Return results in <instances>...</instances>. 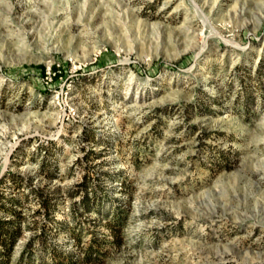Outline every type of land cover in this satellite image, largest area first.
I'll return each mask as SVG.
<instances>
[{
    "label": "rangeland",
    "instance_id": "374dc122",
    "mask_svg": "<svg viewBox=\"0 0 264 264\" xmlns=\"http://www.w3.org/2000/svg\"><path fill=\"white\" fill-rule=\"evenodd\" d=\"M1 196L6 264L82 260L105 212L81 264H264V0H0Z\"/></svg>",
    "mask_w": 264,
    "mask_h": 264
},
{
    "label": "trees",
    "instance_id": "16d2710c",
    "mask_svg": "<svg viewBox=\"0 0 264 264\" xmlns=\"http://www.w3.org/2000/svg\"><path fill=\"white\" fill-rule=\"evenodd\" d=\"M85 185V182L81 184L82 187H84ZM31 191L35 193L36 198L38 199V202L40 204V208L36 211V213L44 214V216H46L42 220L43 222L41 223V225L37 224V222L39 221L36 222L38 228L41 226V234L39 235V239H41L43 243H46L49 242L48 233L53 232V230H61V228L63 227V222L57 221L54 218L56 211L59 209V203L56 200V196L54 194H47L44 189L34 188ZM2 197L3 196L0 197V210L10 216L8 220L0 218V261L6 264L9 262L12 255L15 240L23 232V226L21 223L24 220V215L22 214V208H20L22 206V203L18 198L5 199ZM86 205L87 208L88 204L86 203ZM72 210L76 211L77 208L75 206H72ZM110 216L111 213L105 212L104 214H102L101 218L106 219L104 226L107 228L108 234L113 236L114 239L112 241L101 238L99 239L97 235L104 234L105 232H101L99 230L93 231L96 237L93 238L94 243L85 250L86 253L82 258L83 261L92 260L93 254L99 251L100 247H104L106 243L120 244L123 221L115 212L111 217ZM75 240L79 241L80 238L76 237ZM31 244L32 242L30 243V246L23 251V258H27V264H32ZM53 251V259L49 264H81L82 262V260L75 258L73 254H66L65 252L60 251V249L58 248H53Z\"/></svg>",
    "mask_w": 264,
    "mask_h": 264
}]
</instances>
